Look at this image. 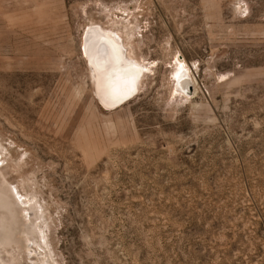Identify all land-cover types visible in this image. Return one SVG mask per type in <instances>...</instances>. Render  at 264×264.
Wrapping results in <instances>:
<instances>
[{
    "label": "rangeland",
    "instance_id": "374dc122",
    "mask_svg": "<svg viewBox=\"0 0 264 264\" xmlns=\"http://www.w3.org/2000/svg\"><path fill=\"white\" fill-rule=\"evenodd\" d=\"M110 34L146 69L117 105ZM0 145L20 264H264V0H0Z\"/></svg>",
    "mask_w": 264,
    "mask_h": 264
},
{
    "label": "bare ground",
    "instance_id": "6f19581e",
    "mask_svg": "<svg viewBox=\"0 0 264 264\" xmlns=\"http://www.w3.org/2000/svg\"><path fill=\"white\" fill-rule=\"evenodd\" d=\"M110 38L111 41H109L112 42L111 44L113 47L111 49L108 48L109 46L104 48L105 52L109 51V55L108 52L106 53L107 55H99L95 48H99L100 45L96 44L92 46L90 42L91 48H89V53L92 58V65L96 70H92L94 80L96 82L99 80V86L104 88L110 104L117 105L131 96L132 92L137 91V81L139 84L142 82H140V80H142L146 69L142 60L133 51L129 41L125 42L127 45L125 48L124 46L126 45L122 46V44L119 43L121 38H116L115 35H111ZM122 41L124 42V40ZM96 53L98 54L97 56ZM117 54H119L118 60L121 57L126 59V65H124V67L115 59ZM181 74L182 72H178L179 77H181ZM180 82L182 90L187 91L189 83L191 82L190 79L180 78ZM6 151L4 146L0 145V157H5ZM1 160L2 159H0V163L2 162ZM4 160L9 161V158L5 157ZM15 169L17 168L15 167ZM5 177V173L0 170V264H20L18 255L25 254V248L29 249L28 251L30 254L34 253L36 255L37 251L33 248L31 249L29 245H27V247L26 243L30 238L32 240L36 239L38 242L42 243L44 241L41 235L43 231L39 226L36 227L34 224V222L39 221V217L35 219L29 218L31 223L28 224L26 216H23V214L27 215L29 212L28 208L25 207L31 203L34 197H28L29 203L25 201L21 204L20 200L15 198L14 192L8 185ZM30 185L36 184L31 181ZM34 206L35 205L30 206V208L34 210ZM37 215L38 214H36V216ZM26 236L28 238H26ZM32 242H34V240ZM37 262L42 263L43 259L39 258Z\"/></svg>",
    "mask_w": 264,
    "mask_h": 264
}]
</instances>
